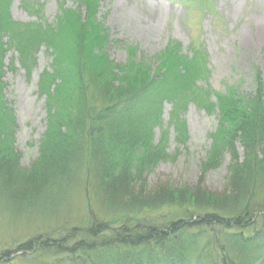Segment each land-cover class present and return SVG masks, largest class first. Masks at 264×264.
Instances as JSON below:
<instances>
[{
  "label": "trees",
  "instance_id": "trees-1",
  "mask_svg": "<svg viewBox=\"0 0 264 264\" xmlns=\"http://www.w3.org/2000/svg\"><path fill=\"white\" fill-rule=\"evenodd\" d=\"M100 2L77 0L75 9L59 2L50 22L42 5L23 2L34 21L22 24L11 19V0H0V67L8 51L29 76L40 49L50 60L37 85L45 97L46 128L29 171L18 168L0 81V165L9 166L10 179L33 177L35 186L41 179L55 183L87 174L86 187L96 185L116 214L101 222L87 206L85 227L31 237L1 255L0 264H16L12 253L51 257L40 264H264V85L254 79L248 94L228 89L213 103L198 84L206 74L203 53H184L176 42L149 59L126 48L128 62L115 65L104 53L108 33L99 21ZM165 103L172 107L165 131L173 128L179 145L186 139L180 112L187 104L214 116L199 171H216L229 157L223 192L142 193L145 176L168 159L167 132L161 130Z\"/></svg>",
  "mask_w": 264,
  "mask_h": 264
},
{
  "label": "rangeland",
  "instance_id": "rangeland-1",
  "mask_svg": "<svg viewBox=\"0 0 264 264\" xmlns=\"http://www.w3.org/2000/svg\"><path fill=\"white\" fill-rule=\"evenodd\" d=\"M76 1L11 0L9 12L12 21L27 24L34 21V17L22 8V3H38L43 7L44 18L50 22L59 2H64L65 8L75 9ZM81 13L84 14V10ZM98 17L108 33L104 53L115 65L128 62L126 48L135 49L138 58L142 55L149 59L158 56L169 43L176 42L184 53L190 50L203 53L206 74L198 84L212 96L213 103L214 95L225 94L228 89L248 94L254 79L258 78L264 85V0H195L187 3L177 0H101ZM49 62L46 51L40 49L29 76L14 51H8L0 67L2 103L12 120L11 146L20 156L18 168L21 170H31L39 158L47 110L45 97L39 95L37 85L39 75L49 68ZM171 112V104L165 103L161 130L167 132L168 159L158 163L145 176L142 193L193 188L212 194L223 192L229 157L216 171L204 175L199 171L210 146V135L216 127L214 116L187 104L180 112L186 139L179 145L175 141V130L168 128L165 131ZM159 135L157 126L153 145L158 143ZM237 153L242 156L240 148ZM8 169L7 164L0 165V256L14 252L18 244L31 237L55 229L85 227L89 221L87 206L92 209V216L101 222L116 215L113 204L104 200L96 185L95 189L91 184L86 187L88 178L84 177L87 174L79 172L80 175H71L69 181L62 178L63 182L55 183L41 179L35 186L33 177L21 181L10 179L5 174ZM136 190L138 188L134 192ZM162 198L157 196L155 199ZM9 255L16 264H40L51 259L48 256L36 260L42 256L40 253Z\"/></svg>",
  "mask_w": 264,
  "mask_h": 264
}]
</instances>
